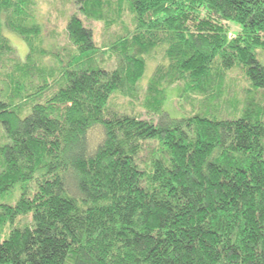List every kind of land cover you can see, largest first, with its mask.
Listing matches in <instances>:
<instances>
[{
    "label": "trees",
    "instance_id": "trees-1",
    "mask_svg": "<svg viewBox=\"0 0 264 264\" xmlns=\"http://www.w3.org/2000/svg\"><path fill=\"white\" fill-rule=\"evenodd\" d=\"M71 4L0 0V264H264V0Z\"/></svg>",
    "mask_w": 264,
    "mask_h": 264
},
{
    "label": "rangeland",
    "instance_id": "rangeland-1",
    "mask_svg": "<svg viewBox=\"0 0 264 264\" xmlns=\"http://www.w3.org/2000/svg\"><path fill=\"white\" fill-rule=\"evenodd\" d=\"M35 2H36V6H35L36 18L38 22L41 24L42 28L47 32L46 34L49 35L50 32H53L55 36L58 38L57 43L58 44L59 43L61 44V42L63 43L64 42V38H63L64 27L67 22L68 16L72 13L71 0H35ZM125 21L128 23L129 19L127 18L125 19ZM101 25L102 23L100 22H95V21L87 22L86 21V26L92 29L93 37L97 44L102 39V34H101L102 26ZM118 26L119 25L113 26L112 31L118 29ZM3 35L9 40V43L14 47L15 52L13 56L16 58L19 57L20 59H23V57L25 56V53L28 50L26 43L14 32L3 30ZM53 42L56 43L55 41ZM44 45L46 47L48 46V40L44 41ZM162 61H163L162 51L158 48L155 51H153L149 57L146 56V69H145L143 79L141 80V84H140L141 89H143L144 84L147 82L155 66L158 63H161ZM233 75L234 74H232V76ZM175 95H176L175 88H171L168 90L166 111L175 116H179L178 112H175L178 109L177 99ZM238 96L239 95L237 93L235 97L238 98ZM213 113H214V110L210 109L207 115L211 117ZM215 114L219 118L226 117L224 113L222 112H217ZM27 184H29V182H27ZM22 191L23 190L21 189V187H17L12 192L2 195L0 197V204H11V205L14 204L19 198ZM13 226L14 225L12 226L9 225V228Z\"/></svg>",
    "mask_w": 264,
    "mask_h": 264
}]
</instances>
